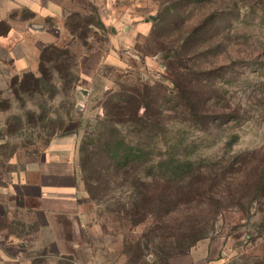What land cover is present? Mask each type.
I'll return each mask as SVG.
<instances>
[{"label": "rangeland", "instance_id": "374dc122", "mask_svg": "<svg viewBox=\"0 0 264 264\" xmlns=\"http://www.w3.org/2000/svg\"><path fill=\"white\" fill-rule=\"evenodd\" d=\"M79 14L83 28L78 33L86 36H73L63 24L58 42L75 57L78 80L71 89L66 91L56 77L55 91L15 96L10 87L0 90V176L15 155L42 151L54 138H71L80 146L86 128L103 115L108 93L144 85L161 93L160 109L171 116L168 138L194 145L198 158L256 152L254 163L264 159V0H105ZM181 47L188 51L186 88L211 94L216 115L234 112L238 121L220 119L209 132L180 124L176 100L163 99L178 92L167 56ZM244 172L230 180L240 191ZM189 190H175V197ZM226 193L219 186L208 196L228 205ZM242 202L250 206V200ZM251 206L247 215L209 201L174 200L158 216L132 225L114 212L113 201L95 205L86 219L88 248L46 264H166L216 240L225 242L227 264H264L260 207ZM39 259L42 264L47 258Z\"/></svg>", "mask_w": 264, "mask_h": 264}, {"label": "trees", "instance_id": "16d2710c", "mask_svg": "<svg viewBox=\"0 0 264 264\" xmlns=\"http://www.w3.org/2000/svg\"><path fill=\"white\" fill-rule=\"evenodd\" d=\"M66 26L77 38L86 36L85 31L78 33L83 28L81 14L69 16ZM181 48L175 55L167 56L170 58L168 69L178 92L169 95V99L162 96L165 103L176 100L180 107V124L190 123L199 132H209L220 119L238 121L239 115L234 112L216 115L209 105L211 94L186 88L183 70H188V51L186 47ZM166 50L172 52V49ZM74 72L75 57L70 49L48 45L40 53L38 72L15 76L10 89L15 96L21 92L55 91L57 77L68 91L78 80ZM160 94L149 85L108 93L103 115L86 128L79 146L78 170L90 200L97 206L113 201L114 212L125 215L132 225L158 216L159 210L174 200L179 203L209 201L216 208L233 207L247 215L251 205L257 204L261 212L257 210V214H261L263 221L258 235L264 236V159L254 163L256 152L231 155L229 159L222 156L210 160L198 158L201 153L193 150L194 145H179L168 138L171 116L160 109ZM225 146L231 147V143ZM243 169L240 191L230 180ZM185 186L190 187L188 193L175 197L174 191H182ZM219 186L227 192L228 205L209 197L211 189ZM243 200H250V206L246 208ZM41 262L38 258L32 264Z\"/></svg>", "mask_w": 264, "mask_h": 264}, {"label": "crops", "instance_id": "0c3cea01", "mask_svg": "<svg viewBox=\"0 0 264 264\" xmlns=\"http://www.w3.org/2000/svg\"><path fill=\"white\" fill-rule=\"evenodd\" d=\"M101 2L0 0V90L9 89L15 76L38 72L41 51L58 45L68 17ZM78 166L79 145L66 137L10 160L0 176V264H32L41 257L46 264L88 248L86 219L95 205ZM224 246L220 240L200 243L166 264H227Z\"/></svg>", "mask_w": 264, "mask_h": 264}, {"label": "water", "instance_id": "95a60500", "mask_svg": "<svg viewBox=\"0 0 264 264\" xmlns=\"http://www.w3.org/2000/svg\"><path fill=\"white\" fill-rule=\"evenodd\" d=\"M154 19V18H153ZM113 32H115V30L113 29ZM87 93V91H85Z\"/></svg>", "mask_w": 264, "mask_h": 264}]
</instances>
